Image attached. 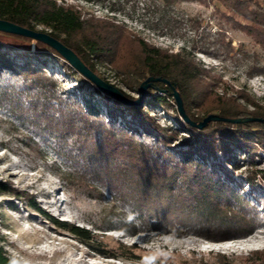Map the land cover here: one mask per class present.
<instances>
[{
    "label": "rangeland",
    "instance_id": "374dc122",
    "mask_svg": "<svg viewBox=\"0 0 264 264\" xmlns=\"http://www.w3.org/2000/svg\"><path fill=\"white\" fill-rule=\"evenodd\" d=\"M56 2L74 5L87 17L122 24L150 45L184 53L220 77V87L230 96H234V90H243L264 105V72L248 74L253 66L264 67V51L232 24V20H239L218 0ZM220 39L223 44L230 43L228 54ZM0 43L4 44L1 53L14 63L11 69L0 66V94L17 98L21 111L30 107V103L38 102L47 109L46 115L51 121L65 125L63 132L54 131L45 121L36 120L31 112H22V116L10 113L9 100L0 101V183L23 194L17 197L0 193V235L3 237L0 246L7 256L18 264H213V257L218 254L233 264H241L250 252L264 250L263 182L248 185L244 168L234 171L217 153L208 162L211 166L204 164L219 181L233 188L238 198H231L229 206L253 219L252 232L244 237L212 240L198 232L199 229L208 231L209 223L205 221L195 226L182 225L178 231L186 232L185 235H179L166 224L156 228L160 222L147 221V210L140 212L123 201L115 190L95 176L105 174L93 170V163L80 156L81 146L97 149L102 134L84 127L85 121L76 107L80 106L82 111L92 108L105 128L111 127L114 133L126 131L143 146L154 147L152 134L142 130L133 132L131 129L136 125H129V113L113 112L107 106L111 102L96 94L89 84L69 76L70 72L59 59L46 55L40 57L43 61L40 62L35 58L37 50L33 44L3 34H0ZM24 62L57 80L54 91L59 100H50L42 106L43 99L35 96L38 89H29L20 75L18 65ZM92 64L98 77L122 91L131 101L140 98L139 85L110 64L96 60ZM156 94L162 95V92ZM146 101L147 94L138 106L144 107L153 120L163 127L176 126L171 111L154 110ZM231 153L245 156L235 148ZM257 155L264 159L263 151L259 150ZM191 159L198 160L194 156ZM170 166L176 167V162ZM49 218L88 231L94 241L89 245L81 242L52 224ZM119 244L129 248L126 256L119 257L116 252ZM92 247L114 257L108 258Z\"/></svg>",
    "mask_w": 264,
    "mask_h": 264
},
{
    "label": "trees",
    "instance_id": "16d2710c",
    "mask_svg": "<svg viewBox=\"0 0 264 264\" xmlns=\"http://www.w3.org/2000/svg\"><path fill=\"white\" fill-rule=\"evenodd\" d=\"M218 1L239 20H232V24L264 51V0H231L228 3L225 0ZM0 20L46 33L74 52L95 74L97 73L92 64L93 60L100 64H110L136 85L147 77L168 81V85L162 82L151 84L147 90L146 105L154 110L161 108L167 113L171 111L170 116L176 126L163 127L150 117L144 107L123 105L102 95L105 101L111 102L107 106L111 107L113 112L129 113V125H136L131 129L133 132L142 130L152 134L154 147L143 146L126 131L114 133L111 127L103 126L92 108L82 111L77 105L76 109L81 111L82 120L85 121L84 127L101 131L102 134L99 147L85 149L81 146L80 156L87 157L93 163V170H100L105 174L103 177L99 174L95 176L102 179L105 186L115 190L123 201L129 202L140 212L147 210V221L162 224L158 223L156 228L166 224L175 228L174 232L179 235H185L186 232L178 231L182 225L195 226L205 221L209 223L208 231L199 229L198 232L212 240L244 237L252 232L253 219L247 217L240 209L237 212L229 206L231 198H238L233 193V188L219 181L204 163L213 160L216 154L220 153L234 171L244 168L248 185L254 186L255 181L264 183V159L257 155L259 150L264 152V105L243 90H234V96H230L220 87L221 78L199 66L194 58L150 45L122 24L93 16L87 17L74 5L59 4L56 0H0ZM0 34L22 40L28 45L33 44L37 50L35 58L39 60L46 55L59 59L70 72L69 76L89 84L96 94H100L62 57L43 43L6 33ZM219 41L228 54L231 51L230 43L223 44L222 39ZM3 46L4 44L0 43V50ZM5 56L0 51V66L11 69L14 63ZM18 68L20 75L28 83L27 87L38 89L35 96L43 99L42 106L50 100H59L54 91L57 80L53 76H47L39 68H30L27 62L18 65ZM262 72L263 66H253L248 74ZM173 90L178 92L184 113L191 122L198 123L209 114L263 121L241 124L211 122L201 130L195 129L184 123L178 115L171 95ZM156 92H162V95H157ZM122 94L130 100L126 94ZM1 100H9V110L14 115L22 116V112H31L36 120L45 121L50 129L58 132L65 129L61 122L51 121L46 115L47 109L40 107L38 102L30 103V107L21 111L17 98L2 93ZM182 147L184 149H181ZM232 148L242 151L245 156L232 154ZM179 154L181 157L177 156ZM192 156L198 160L192 161ZM174 161L177 166L171 167ZM208 166L211 165L208 163ZM0 193L17 197L23 195L10 185L1 183ZM30 206L34 207L32 203ZM48 220L87 245L94 241V236L84 229L52 218ZM213 228H216L215 231ZM204 232H212L214 235ZM2 239L0 235V242ZM93 249L108 258L114 257V254ZM115 250L119 257L126 256L129 252V248L122 244ZM213 258V264H233L224 255L217 254ZM0 264L18 263L7 256L0 246ZM241 264H264V250L250 252Z\"/></svg>",
    "mask_w": 264,
    "mask_h": 264
},
{
    "label": "water",
    "instance_id": "95a60500",
    "mask_svg": "<svg viewBox=\"0 0 264 264\" xmlns=\"http://www.w3.org/2000/svg\"><path fill=\"white\" fill-rule=\"evenodd\" d=\"M0 32L14 35V36L23 37V38H28L33 41H38L40 43H43L44 45L54 50L60 57H62L81 77H83L86 81H88L91 85H93L100 92L101 95H106L112 100L122 103L123 105L137 106L140 100L144 96H146L147 90L151 87L152 83L162 82L167 85L169 84V82L166 80H161L159 78H153V77H147L138 86V91L141 95L140 98L131 101V100H128L119 89L105 82L103 79L98 77L95 73H93L90 69H88L74 52L66 48L59 41L50 37L46 33L32 31V30L17 26L13 23H10L4 20H0ZM171 95L174 101L176 111L178 115L180 116V118L182 119V121L188 124L190 127H193L198 130L203 129L211 122L212 123L222 122V123H229V124H241V123H247V122L263 121L261 119H252V118H244V119L226 118V117L219 116L217 114H209L205 116L200 122L194 123L188 120L187 116L185 115L183 104H182V101H181V98L178 92L173 90L171 92Z\"/></svg>",
    "mask_w": 264,
    "mask_h": 264
}]
</instances>
